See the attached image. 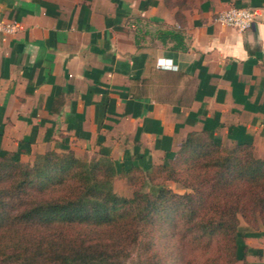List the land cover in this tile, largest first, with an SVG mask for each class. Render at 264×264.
<instances>
[{
  "label": "crops",
  "instance_id": "crops-1",
  "mask_svg": "<svg viewBox=\"0 0 264 264\" xmlns=\"http://www.w3.org/2000/svg\"><path fill=\"white\" fill-rule=\"evenodd\" d=\"M233 6L250 29L215 20ZM0 21L17 24L0 34V153H96L119 175L187 138L264 157V0H0ZM241 231L235 264H264V229Z\"/></svg>",
  "mask_w": 264,
  "mask_h": 264
},
{
  "label": "trees",
  "instance_id": "trees-1",
  "mask_svg": "<svg viewBox=\"0 0 264 264\" xmlns=\"http://www.w3.org/2000/svg\"><path fill=\"white\" fill-rule=\"evenodd\" d=\"M180 7L194 0H163ZM138 173L132 197L115 193L106 155L89 161L55 150L31 164L0 153V264H128L144 245L151 264H234L240 224L264 229V157L187 138L169 163ZM189 191L173 192L166 181ZM160 187L151 194L145 184Z\"/></svg>",
  "mask_w": 264,
  "mask_h": 264
},
{
  "label": "rangeland",
  "instance_id": "rangeland-1",
  "mask_svg": "<svg viewBox=\"0 0 264 264\" xmlns=\"http://www.w3.org/2000/svg\"><path fill=\"white\" fill-rule=\"evenodd\" d=\"M199 138V137H197ZM207 138H203L202 141H207ZM224 147V146H222ZM227 148V147H224ZM71 156L74 157H78L80 159H86L89 161H93L94 159H97L99 156L96 153H79V156L74 155L73 152H68ZM33 158H25L24 160H22L23 163H27V164H31L33 162ZM130 181L132 183H134V185H139L141 183V179H140V175L138 173H133V174H116L114 181H113V189L115 191V193H117L120 196H124V197H132L133 196V191L135 189L136 186L132 185L130 183ZM163 187H165L166 189H169L173 192H177V193H185L187 191H189L188 189H186L183 185H181L180 183L177 182H173V181H166L163 184ZM143 191L149 192L151 194H156L159 192L160 187H156V186H152L149 185L148 183L145 184L142 187ZM240 227L244 230L245 227L247 228H251L249 226H247L244 222H241ZM130 252L129 257L127 258V262L128 264H151L150 261L148 260V257L145 254V249H144V245L140 242L138 244H136L134 247H132ZM169 264H179L177 261L173 260L171 262H169ZM235 264V263H234Z\"/></svg>",
  "mask_w": 264,
  "mask_h": 264
},
{
  "label": "built area",
  "instance_id": "built-area-1",
  "mask_svg": "<svg viewBox=\"0 0 264 264\" xmlns=\"http://www.w3.org/2000/svg\"><path fill=\"white\" fill-rule=\"evenodd\" d=\"M215 20L220 24L234 27L239 31H245L252 27L255 17L250 9L233 6L218 12ZM16 30V22L0 21V34H12ZM156 65L158 67L172 66L170 60L165 58H159Z\"/></svg>",
  "mask_w": 264,
  "mask_h": 264
}]
</instances>
